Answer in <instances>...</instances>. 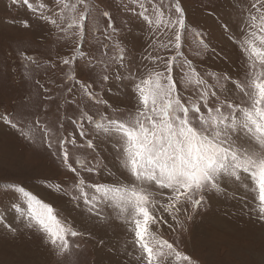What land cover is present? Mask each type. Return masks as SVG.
Here are the masks:
<instances>
[{
  "label": "rangeland",
  "instance_id": "374dc122",
  "mask_svg": "<svg viewBox=\"0 0 264 264\" xmlns=\"http://www.w3.org/2000/svg\"><path fill=\"white\" fill-rule=\"evenodd\" d=\"M124 189L146 264H264V0H0V264H123Z\"/></svg>",
  "mask_w": 264,
  "mask_h": 264
},
{
  "label": "crops",
  "instance_id": "0c3cea01",
  "mask_svg": "<svg viewBox=\"0 0 264 264\" xmlns=\"http://www.w3.org/2000/svg\"><path fill=\"white\" fill-rule=\"evenodd\" d=\"M105 128L107 129L111 128L112 132L116 131L118 135H122L124 137L127 136L128 134V129L126 128H121V127H116V126H107ZM130 140H132L131 145L128 146V152L130 154V158H134L136 161H138L137 152H138L140 143L136 139V137L130 138ZM136 173L137 175H143V172L138 168L136 169ZM88 187L90 188V191H92L91 192L92 198L96 199L100 196H104L107 198L106 200L108 201L109 204L115 203L114 201L110 202L108 200V199L113 200L111 193L109 192V190H107L109 187L96 186V184H88ZM114 189H119V188L115 186ZM240 189L241 187H239L238 191ZM90 191H89V194L85 191L87 196L89 195V197H90ZM231 191H232V188H231ZM43 195H40V196L43 198ZM119 196H122V198L124 199V204L126 206L125 208L129 210H133L136 208L137 217L139 218H135L133 220H127V221L119 220L118 225L113 224L114 225L113 231H111L110 228L106 227V224L109 221L102 220L100 221V223L99 221H97L96 225L100 227V231H99L100 233H97L96 237H94L93 236L94 234H93V235H90L89 239L88 237L87 238L85 237L86 239L85 238L84 239L94 240L96 238L99 241V239L106 236L104 233L105 230L109 234L113 235L114 237L119 236V235L124 238L128 237L131 241V245L128 247L122 248L124 249V259H125V260L123 259L124 260L123 264H146V260L149 258L146 252L147 251L152 252L151 250H152V247L155 246V243L157 245L162 243L161 239L163 238L165 230L167 231L169 228V218L167 216V220H164L163 213L159 214L156 210H153L147 207L146 206L147 205L146 196L145 195L140 196L137 190L135 191V189L134 190L129 189V191L125 190L124 192L119 191ZM21 204H22V212L27 214L26 212L27 201L26 202L20 201L19 204H16L17 213L20 211ZM129 204H131L132 206H127ZM156 205H160L161 208L164 207L162 206L163 202L160 204V201L157 202ZM153 215H156L157 220H153V218L150 217ZM24 221L29 222V220H22V222ZM119 230L123 231V234L119 233ZM55 231L57 233L59 232L62 236H64L63 229H55ZM44 236H46L49 239V235H44ZM124 241L125 239L121 238V242L119 243V245L122 246ZM64 245L66 244L63 243V246L61 248L65 249ZM99 254L104 256L103 251H100ZM108 261H109V258H107L106 263H108ZM61 264H70V263L62 262ZM86 264H88V261L86 262Z\"/></svg>",
  "mask_w": 264,
  "mask_h": 264
},
{
  "label": "bare ground",
  "instance_id": "6f19581e",
  "mask_svg": "<svg viewBox=\"0 0 264 264\" xmlns=\"http://www.w3.org/2000/svg\"><path fill=\"white\" fill-rule=\"evenodd\" d=\"M44 198V197H43ZM100 233V232H99Z\"/></svg>",
  "mask_w": 264,
  "mask_h": 264
}]
</instances>
